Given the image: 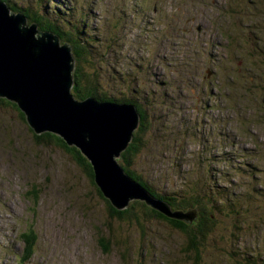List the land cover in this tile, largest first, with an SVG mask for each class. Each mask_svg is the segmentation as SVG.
<instances>
[{
	"label": "rangeland",
	"instance_id": "obj_1",
	"mask_svg": "<svg viewBox=\"0 0 264 264\" xmlns=\"http://www.w3.org/2000/svg\"><path fill=\"white\" fill-rule=\"evenodd\" d=\"M11 2L77 31L104 89L143 103L153 124L135 172L158 192L182 198L196 185L236 206L205 264H264V0ZM34 135L0 104V264H187L169 222H137V208L119 218L127 205L115 208L69 151ZM30 230L34 253L21 263Z\"/></svg>",
	"mask_w": 264,
	"mask_h": 264
},
{
	"label": "water",
	"instance_id": "obj_2",
	"mask_svg": "<svg viewBox=\"0 0 264 264\" xmlns=\"http://www.w3.org/2000/svg\"><path fill=\"white\" fill-rule=\"evenodd\" d=\"M73 69L69 44H61L56 34L40 30L0 0V97L16 103L36 134L53 132L76 145L91 164L95 184L115 208L138 199L167 217L191 222L193 210L171 211L115 160L138 127L135 106L75 99Z\"/></svg>",
	"mask_w": 264,
	"mask_h": 264
},
{
	"label": "trees",
	"instance_id": "obj_3",
	"mask_svg": "<svg viewBox=\"0 0 264 264\" xmlns=\"http://www.w3.org/2000/svg\"><path fill=\"white\" fill-rule=\"evenodd\" d=\"M1 1L6 2L11 11L22 12L27 17L29 23L35 22L40 30L52 32L59 37L61 43H67L70 45L71 54L74 58V69L72 72L73 85L71 88V94L75 99L83 100L88 97H93L100 102L131 104L135 106L139 115L138 127L133 131L130 142L120 152L118 159H116L119 166L132 180L139 183L143 189L146 190L153 198L165 202L170 207L171 211H181L185 213L188 210H193L195 217L190 223H187L181 219L170 218L163 215L158 210H153L152 208L148 207L145 202L139 200L128 202L124 209L117 212V215L119 218H130L131 215H133L135 208H137L138 214L135 217L137 222H139V219H142L144 216L149 215L157 216L166 220L173 228H175L182 234V236H184L185 247L183 248V253L187 255L185 262L187 261V264H205L204 255L206 252H208L207 249L209 246L213 244L212 242H214L212 237H216L214 236L216 233L220 234V229L217 226V223L220 221L219 219H221L222 215L227 216L229 210L235 211L236 206L231 205L230 208L225 209L223 205L214 204V193L201 192L196 185L193 186L189 195L182 198L171 194L158 192L154 186L149 184L148 181L142 177V175L135 172L132 169L133 158L137 156L146 143V141L142 138V135L146 132V129H149L153 124V121L151 120V114L145 110L143 103L138 102L133 97L130 98L114 93V95L110 94L109 91L104 89L103 84L99 81V70H97L95 63L91 61L90 57H88L90 52L86 40H84L77 31L68 32L61 26L44 19L35 12H31L28 9H23L15 3H12L11 0ZM85 66L87 67V71L84 69ZM0 104L10 105L20 111L15 102H11L5 98H0ZM20 114L25 119V116L21 111ZM34 139L37 143H54L57 146L65 148L67 151H69L71 156L78 161V163L88 169L91 177L93 178V170L86 156L76 147L68 146V144H66L58 134L48 131L39 135L35 133ZM252 170H254V167L248 165L244 172L246 174H251ZM37 192L38 190L35 185H32V188L28 194L33 195L35 198V194H37ZM98 192L101 194L99 188ZM222 193L223 192H220L218 195H222ZM22 237L25 242V247L23 253L19 255V261H21V263L28 260L29 257L34 253L35 234L33 230H30L22 234ZM222 238L223 237L221 236L219 240ZM99 241L101 245L107 246V242L104 238L100 237ZM222 251L223 254L227 252L230 258L235 257V252H231V250L225 251L223 249ZM247 262H249V259H247L246 262L242 260V262L238 263L247 264Z\"/></svg>",
	"mask_w": 264,
	"mask_h": 264
},
{
	"label": "bare ground",
	"instance_id": "obj_4",
	"mask_svg": "<svg viewBox=\"0 0 264 264\" xmlns=\"http://www.w3.org/2000/svg\"><path fill=\"white\" fill-rule=\"evenodd\" d=\"M0 98H4V97H0ZM6 99V98H5ZM8 100V99H7ZM10 101V100H9ZM12 102V101H11ZM43 132H45V131H43ZM43 132H41V133H43ZM41 133H38L37 135H39V134H41ZM62 138V137H61ZM62 140L64 141V139L62 138ZM65 142V141H64ZM66 143V142H65ZM68 146H74V147H76V145H74V144H71V145H68Z\"/></svg>",
	"mask_w": 264,
	"mask_h": 264
}]
</instances>
